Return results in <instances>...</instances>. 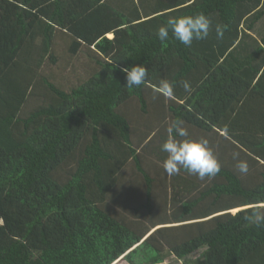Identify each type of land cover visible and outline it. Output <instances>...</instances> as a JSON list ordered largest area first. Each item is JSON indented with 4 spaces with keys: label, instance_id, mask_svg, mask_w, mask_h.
<instances>
[{
    "label": "trees",
    "instance_id": "1",
    "mask_svg": "<svg viewBox=\"0 0 264 264\" xmlns=\"http://www.w3.org/2000/svg\"><path fill=\"white\" fill-rule=\"evenodd\" d=\"M200 12L207 39H159ZM263 19L264 0H0V264H264L244 219L264 214ZM161 80L174 99H152ZM177 118L210 140L215 179L164 170Z\"/></svg>",
    "mask_w": 264,
    "mask_h": 264
},
{
    "label": "clouds",
    "instance_id": "2",
    "mask_svg": "<svg viewBox=\"0 0 264 264\" xmlns=\"http://www.w3.org/2000/svg\"><path fill=\"white\" fill-rule=\"evenodd\" d=\"M212 28L211 19L200 12L196 15L171 16L167 23L160 26L158 37L163 42L169 39L170 32L176 40L191 47L194 40L207 39ZM228 25H217L216 32L220 39ZM126 73V86L128 88H139L148 79V69L145 66L137 65L131 69H121ZM186 91L191 92L192 88L188 81H182ZM153 100L164 96L166 99L175 98V84L169 80H161L159 85H152ZM162 151L167 153L163 162L166 173L170 176L179 175L181 169L190 175L197 176L200 180L215 179L221 172L222 165L215 149L208 138L201 136L198 139L190 138L188 129L183 119L170 121L167 127V139L162 145ZM238 161L237 170L247 175L250 166L247 161L239 159V152L233 154ZM245 221L256 226H264V214L259 209H252L244 216Z\"/></svg>",
    "mask_w": 264,
    "mask_h": 264
},
{
    "label": "rangeland",
    "instance_id": "3",
    "mask_svg": "<svg viewBox=\"0 0 264 264\" xmlns=\"http://www.w3.org/2000/svg\"><path fill=\"white\" fill-rule=\"evenodd\" d=\"M263 22H264V19L260 23H263ZM110 35H112V34H109V36ZM58 69H60V68H58ZM261 205H264V203ZM239 209L240 208L232 209L231 211L237 212ZM198 257H199L198 252H195L194 254H191V255H189L185 258H182V259L176 258L174 255H172L166 261H164L163 263H159V264H193L194 263L193 261H195L196 258H198ZM114 264H129V263L126 260L122 259V260L115 262Z\"/></svg>",
    "mask_w": 264,
    "mask_h": 264
},
{
    "label": "bare ground",
    "instance_id": "4",
    "mask_svg": "<svg viewBox=\"0 0 264 264\" xmlns=\"http://www.w3.org/2000/svg\"><path fill=\"white\" fill-rule=\"evenodd\" d=\"M110 34H112V33H110ZM110 36H112V35H110Z\"/></svg>",
    "mask_w": 264,
    "mask_h": 264
}]
</instances>
